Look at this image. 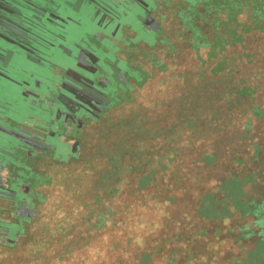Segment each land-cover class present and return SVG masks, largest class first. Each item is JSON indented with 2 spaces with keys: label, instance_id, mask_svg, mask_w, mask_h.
Instances as JSON below:
<instances>
[{
  "label": "rangeland",
  "instance_id": "rangeland-1",
  "mask_svg": "<svg viewBox=\"0 0 264 264\" xmlns=\"http://www.w3.org/2000/svg\"><path fill=\"white\" fill-rule=\"evenodd\" d=\"M58 1L64 6L70 5L75 13H80L82 9L86 10V7L94 5L97 12H101L103 7L109 8L103 6V0ZM108 2L111 3L109 0ZM120 2L119 8H115V12H118L116 15H119L118 24L115 23L112 31L111 27L101 31L96 29L94 36L92 29L86 28V34L76 23L68 26V24L47 21L48 19L45 21L17 19L16 21L22 23L26 31L18 30L22 33L20 36L10 31V25L21 29L17 24H11V21L0 26V264H98L99 262L121 264L123 260L119 258L140 264L144 250L150 251L156 246L154 240L149 239L151 234L153 237L157 233L161 235V230L169 232L174 230L179 235L181 232L182 235L195 232L196 224L190 226L191 223L185 225L176 220L178 224L169 222L167 225L165 216L175 213L181 219L185 208L191 210L196 208V202L202 199L206 190L210 188L215 189L220 198H225V202L231 200V202L228 200V209L233 214L227 212L230 217L220 215L221 217L211 222L200 219V224L204 226L203 228H208V233L202 240H199L194 233L191 241L195 239L197 243L193 245L180 240L169 242L168 245L171 247L182 248L181 262L178 264L183 262L185 264H256L257 256L252 253L245 254V248L256 247L255 239L243 237V233L248 230L243 232L240 229L245 223L251 222L253 216L242 215L243 211L240 209L238 211L232 203L236 194H232L226 186L221 190L218 186L226 176L234 175V172L239 170V166L245 165V170H259L256 176L263 180L259 187L247 185L246 191L252 196L263 194L264 149L256 156L253 145L261 138L259 134L264 130V113L262 115L258 113V116L255 114L256 117L251 118L255 125L254 132L237 126L231 130L222 127L199 128L200 132L194 131L189 135L188 132H181L178 136L170 134L171 130L167 131L170 135L156 133L149 121L152 114L154 115L153 110H156L157 118L172 117L169 114L175 116L177 111L185 114L189 111L197 115L195 107L192 108L195 102L189 103L192 105L190 109L182 100L170 103L173 99L167 97L164 92L165 89L171 88V84L172 86L175 84V80L178 82L177 85L183 80L173 74L174 81L171 82L172 70H188L191 64L185 62L176 67L177 64L166 60L168 57L165 51L166 63L162 60L144 62L147 65L151 64L154 73L139 88L130 76L133 72L128 70V63L117 60L116 54L113 55L112 47L116 52L118 50L114 41H122V50L128 48L133 50L127 43H123L126 41L123 37L131 35L132 42L150 47L158 42L161 28L159 29L153 18V11L149 13L150 8H155L151 0H138L139 5L146 4L148 13L143 12L142 9L138 11L134 6V14L129 12L127 14L126 9H121L125 7H123L124 3ZM124 2L130 4L128 0ZM18 10L16 9L17 12ZM26 12L25 10L24 14ZM148 19L150 21H147ZM109 20L115 18L109 17ZM131 21L135 22L129 23ZM174 21H167L165 27L168 31L182 28L180 25L176 26ZM67 26L69 30H64ZM17 36L22 38V43L19 40L13 41ZM249 37H252L250 43L244 47L249 51L247 56L250 61L253 59V54L258 56L251 65L246 62L236 65L235 71L238 75L235 77L238 79H233V83H238L240 77H247L249 82L257 83L259 91L253 103L261 106L264 112V29L252 33ZM126 39L131 42V38ZM93 44L97 47L95 48ZM103 50L110 52L115 58L113 66L102 63ZM124 80L126 84L132 81L135 85L133 90L139 88L140 92L137 93V89L133 95L134 100H124L120 105H114L115 107L105 111L107 110L105 106L110 107L112 103L121 101L122 93L120 89L114 91V85L119 86ZM207 88L201 87L196 91L202 95L206 93ZM111 89L116 93L115 96H109L113 94ZM250 106H247L248 109ZM241 107L237 106V114L247 113L243 116V120L246 121V115L251 113L244 111V105ZM124 118L130 122H124ZM139 126L143 128L140 129ZM133 133L130 141L129 136ZM125 142L134 144L133 148L138 147L150 152L152 157L150 160L146 159L144 165L159 164L157 169L160 171L155 173L153 170L154 183L146 191L138 192L134 182L131 185L128 183V179L133 178L132 173L127 174V171L123 170L121 175L124 181L121 184V192L114 197L117 198L119 208L116 223L102 229L99 234L101 237L94 239L95 244L66 253L64 249L68 244L63 240L60 219L66 221L75 214V211L70 212L71 207L74 208L73 210L78 206L83 209H97L95 202L92 205L89 203L95 199L100 188L99 179L102 173L98 170L93 172V169L99 167L102 169L106 166L112 168L113 162L108 157L109 150H114L113 147L119 145L120 151L123 148H130L131 145L128 147L123 145ZM11 143L13 145L10 152H13V157L1 159ZM172 149H178L173 164L182 167L181 173L176 176H172L170 170H163L164 167L170 166L168 157ZM206 150L216 152L215 158L212 159L213 164L207 163L208 167L204 164L200 170L194 172L195 167L201 162L198 159ZM120 151H115V154L118 155ZM238 158L244 159L245 164L239 165L237 160L241 159ZM259 159L263 161L262 166L259 165ZM187 166L195 168L194 171L188 173L190 169L188 170ZM22 170L26 174L19 172ZM29 170L38 171L41 175L37 178H42V182L36 181L32 184L36 191L32 195L35 206H32L30 199L27 205L23 201V199L27 200V193L31 195L27 186L22 182L13 183L19 175L29 183L31 181ZM187 170L188 172L185 173ZM231 188L233 191L237 189L235 184ZM54 195L59 199V203L50 200ZM172 196L176 199L174 200ZM140 199L146 203L148 201L149 220H145L142 213L145 207ZM36 206L43 212L36 210ZM218 206L221 207L222 203L220 202ZM20 207H25L27 210L25 215L31 212V217L20 214L18 211ZM54 218H58V221L56 219L55 222ZM91 218L93 220L95 216ZM21 223L26 224L22 233L16 225ZM74 223L77 238H73V243H70L73 248L85 239V230L90 222L76 219ZM232 227H236L235 231L229 230ZM49 229L57 233L56 237L54 234V237L51 236L52 230ZM18 237L20 238L17 241ZM129 238L136 240H132L131 247L125 251L124 246ZM50 240H52L51 244ZM15 241L17 243H14ZM40 251L42 255L36 257V253ZM164 260V257L160 256L152 264H163ZM258 263L264 264V256ZM173 264H176V261Z\"/></svg>",
  "mask_w": 264,
  "mask_h": 264
},
{
  "label": "trees",
  "instance_id": "trees-1",
  "mask_svg": "<svg viewBox=\"0 0 264 264\" xmlns=\"http://www.w3.org/2000/svg\"><path fill=\"white\" fill-rule=\"evenodd\" d=\"M151 1L155 8H150L149 13L151 14L152 11H154L153 18H155L159 29L161 28L158 42L150 47L141 43H135V45L133 44V50L121 49V51L119 50V54L115 55L113 53V55H115L117 60L120 59L121 61L128 63V70L132 71L133 74L135 73L136 75L130 74V76L133 78L135 84L139 85V88L144 84L145 80H147L154 73V71L151 70V64L147 65V63L144 64V62L150 60L152 63V61L155 62L162 60L166 63L164 61L165 51L167 52L166 56L168 57L166 60L168 59V62L177 64L176 67L185 62L191 64V68L188 70L171 69L173 71L170 73L171 82L174 81V78H172L173 74L183 80L179 85H177L178 82L175 80V84L173 86L171 84V88L165 89L164 92L167 97L173 99L170 103H174V101L180 102L182 100L184 103H187V106L190 109L192 105H189V103L195 102L196 104H194L192 108L195 107V113H197V115H195L193 112L189 111L186 114L177 111V116L169 114L172 115V117L164 116L162 118L159 116V118H157L155 115L156 110H153L154 115L152 114V118L149 121L152 123L153 129L156 130V133L168 134L167 131L171 130L172 133L170 134L178 136L181 132H188L189 135L190 133H194V131H199V128L212 129L215 127H222L226 130H231L232 128L239 126L247 131L250 128H255L254 122L251 118L253 116L256 117L255 114L258 116V113H260L259 115L262 113L260 111L261 106L253 103L255 95H257L259 91V86L257 83L249 82L247 77H240L238 83H233V79H238L235 77L238 75V72L235 71L237 64L246 62L248 65H251L254 63L253 60L258 56L253 54V59L250 61V58L248 57L249 55L247 54L249 51L244 47L247 43H250L252 37L249 36H251L252 33H258L264 29V0ZM140 8L145 11V13H148V8ZM168 20H175L174 22H176V26L180 25L183 29L178 28L174 31H168L165 27ZM147 21H150V19ZM96 47L97 46L95 45V48ZM239 47L241 49H239ZM113 55H111L110 52L103 50L101 58L103 59L102 63H108V65L113 66V64H115V58ZM111 58H113V60ZM125 80L127 79L125 78ZM125 80L119 86L117 84L114 85V91H118L120 89L122 93V97L120 99L121 101L117 102L119 105L124 100H134L135 98L133 95L136 93L137 89V93L140 92L139 88L133 90L135 85L132 81L127 82L126 84ZM212 84L216 86V88H213L214 86H212ZM201 87H208L206 93H203L202 95L196 91ZM111 92L113 94H109V96L116 95L112 89ZM200 95L201 99L199 98ZM117 103L114 102L110 106ZM160 103L162 104V102ZM241 105H244V111H250L251 113L246 115V121L243 120V116L247 113L244 112L237 114L238 110L236 108L237 106L241 107ZM248 105L253 106L252 108L250 106L248 109ZM105 107L108 108L109 106L107 105ZM239 115L242 116L241 121ZM124 119V122H130V120H127L126 118ZM139 128L142 129L143 127L139 126ZM133 135L134 133L129 136L130 141L132 140ZM126 137L124 138L125 140ZM123 145L125 147L131 145V147L127 149L123 148L121 151L120 145L113 147L115 151H120L118 155L115 154L116 152L113 149L109 150L108 157L109 160L113 162L112 168L106 166V168L104 167L102 169L100 167L93 169V172L98 170L102 173L100 178L101 180L98 178L101 182L100 188L96 193L95 199L89 203L92 205L95 202V207L97 209H83L78 206L76 210H73L74 208L71 207L70 212L73 213L75 211L76 215H71L66 221L60 219L62 223L61 233L63 234V240L69 245H66L64 249L66 253L73 252L76 248L95 244L94 239H99L101 237L99 235L100 231L106 226L116 223L119 208L117 198L114 197L121 192V184L124 181V177L121 175L123 170L127 171V174L132 173L133 178L130 180L128 179V183L131 185L134 182V187L136 186L135 188L138 192L146 191L154 183V172L157 173L160 170L157 169L159 166L158 163L157 166H153L151 164L144 165V161H146V159L150 160L152 157L150 152L141 150L138 147L133 148L135 145L128 144L127 142L123 143ZM178 149L170 150L171 155L168 157L170 166L163 168L164 171L170 170V174L172 176H176L181 173L182 169L179 165L173 164L176 157L175 154L178 152ZM259 153L260 152H256V155ZM215 156V151L206 150L205 153L201 155L202 158L200 157L198 159L201 160V162L197 165V167H195L196 169L194 168L195 171L191 168L192 166H190V168L187 166L190 171L188 172L187 170L185 173L193 171L196 172L198 169L200 170L204 164L208 167L206 165L207 163L212 165V159L215 158ZM238 159H241L237 160L239 165L242 163L245 164L244 159ZM258 161L260 162L259 165L261 164L262 166L263 161H260V159ZM244 168L245 165L239 166V170L234 172V175L232 174L231 176H226L223 180H221L218 187L221 190L224 186H226L232 194H236L235 198L233 197L234 199H232V203L237 210L240 209L243 211L242 215L253 216L252 221L247 224L245 223L240 227V229L243 232L248 230L243 233V237H254L256 247L252 249L246 248L245 254H254L258 257L255 260L256 264H260L258 262L262 260L264 256V189L261 196L260 194L259 196H252L245 188L249 184L259 187L262 185L263 180L259 176H256L260 172L259 170L252 169V171H249ZM25 172H27V170H25ZM20 182L26 185L27 188L29 187V185H27L29 183H27V181L19 175L13 183L19 184ZM234 184L237 188L236 191H233L231 188ZM27 195L26 197L29 198L30 194L27 193ZM173 197L174 196H172V198ZM173 199L175 200L176 198ZM50 200L53 203L60 202L55 195L52 196ZM228 200L231 202L230 199ZM228 200L225 202V198H220V196L216 194L215 189L213 190V188H210L206 190L202 199L196 202V208L193 210L185 208L182 212L184 213V216L180 217L181 219H179L175 213L167 214L165 216L168 222L167 225H169V222L173 224L181 222L185 225H189L191 223L190 226H195L196 224L197 228L195 229V232H192L191 234L183 233L182 235V232L180 231L181 233L179 235L176 234L174 230H171L172 232H169L168 230H161V235L157 233V235L153 237L151 234L149 239L154 240L156 246H154V249L150 251L144 250V255L142 256L140 264H152V262L160 256L165 259L163 264H173L175 261L176 264L181 262L182 248L180 246L171 247V245L168 244L172 241L180 240L182 242H190L193 245L195 242L197 243L195 239L191 241L194 233L196 237H199V240H202L204 238L203 236L208 233V228H203L204 226L200 224V219L211 222L218 217H221L220 215L230 217L227 212L231 215L233 212L228 209ZM139 201L142 202L141 204L145 207L142 211L145 216V220H149L150 216L148 212L150 208L148 201L147 203L141 199ZM220 202L224 207L218 206ZM153 204L155 205V203ZM187 204L189 205V203ZM38 209L39 208L36 206V210ZM226 209H228V211ZM97 210L98 212L100 211L99 215ZM38 211L41 213L43 212L42 209ZM92 216H95V219L92 220ZM56 219L58 221V218H54L55 222ZM76 219L81 222L89 221L90 224L85 230V239H83L78 246L73 248L71 245L73 243L72 239L77 238L74 223ZM152 219L156 222L154 217ZM18 227L21 229L20 233L25 231V226L18 225ZM235 229L236 227H232L229 230L235 231ZM164 232L166 234H164ZM162 233L164 234V237L162 236ZM51 234V236H53V234L55 236L57 233L52 230ZM19 238L20 237H18L17 240ZM128 240L129 241H127L124 246L125 251L131 247L130 243L133 242L132 240H134V238H129ZM165 242L167 243L164 245ZM51 243L52 240H50V244ZM137 250H139L138 246ZM36 255V257H40V255H42L41 251L40 253L37 252ZM119 260H123L121 261V264H133L134 262L133 260L127 259V263L123 258H119ZM98 264H102V262H99ZM183 264H185V262H183Z\"/></svg>",
  "mask_w": 264,
  "mask_h": 264
},
{
  "label": "water",
  "instance_id": "water-1",
  "mask_svg": "<svg viewBox=\"0 0 264 264\" xmlns=\"http://www.w3.org/2000/svg\"><path fill=\"white\" fill-rule=\"evenodd\" d=\"M0 1L2 2L0 4V8H1L0 9V26L4 25L5 22L9 23V21H11V24H17L21 29L14 28L11 25L9 27L12 33L15 32V34L19 36L22 33L18 30H22V32L25 30L22 27L23 26L22 23L19 22L21 18L24 19L25 21L26 20L27 21L28 20H31V21L32 20H44L45 21V19H48L47 21L56 22L57 24H68V26L71 23L73 24L76 23L79 26V28L83 30L82 32H86V34H87L86 28H88L89 30L92 29L93 33L96 29H99L101 31L103 29L107 30L109 27H111L110 30L112 31L114 26L116 25L115 23L118 24L117 20L119 19V15H116L118 12L117 11L115 12V8L117 7L119 8L120 0H117V1L109 0L111 2L110 4L108 0H103L104 2L103 6H107L109 8L103 7L101 12H97L96 6L94 5V6L86 7V10L82 9L80 13L73 12L70 5L64 6L61 4L62 2L58 0L56 1L55 0H0ZM92 1H95V0H92ZM124 1L125 0H121V2L124 3L123 7L125 8H121V9H126L127 14L128 12L134 14V6H135V9H137L138 11L139 9H141L140 7L144 8L146 6V4H143V3H140L139 5L138 0H128L130 4ZM16 9H19L18 12L16 11ZM25 10L27 12L24 14ZM98 13H99V16H97ZM109 17H114L115 20L111 21L109 20ZM17 19H19V21H16ZM133 22L135 21H131L129 23H133ZM68 26L64 30H69ZM95 34L96 33H94L93 36ZM19 36H17V38H15V40L13 41L18 42L19 40V42L22 43V38ZM90 39L92 38L90 37ZM94 39H96V37H94ZM93 46L95 47V44H93ZM12 145L13 144L11 143L10 147H8L6 152L3 153L4 155L1 159L3 158L8 159L10 157H13L12 156L13 152H10V150L12 149L11 148Z\"/></svg>",
  "mask_w": 264,
  "mask_h": 264
},
{
  "label": "flooded vegetation",
  "instance_id": "flooded-vegetation-1",
  "mask_svg": "<svg viewBox=\"0 0 264 264\" xmlns=\"http://www.w3.org/2000/svg\"><path fill=\"white\" fill-rule=\"evenodd\" d=\"M154 12V11H153ZM126 38H131V42H128V39H126ZM132 38H133V36H131V35H127V36H125L123 39L124 40H126L125 42H123V43H127V45L130 47V48H134V46H133V44L135 45V43L134 42H132ZM114 45H115V47L118 49L117 50V52H116V50L112 47V50H113V52H114V54H119V50L121 49V45H122V41H114ZM156 44V43H155ZM135 49H137V48H135ZM128 50H129V48H128ZM117 104H119V103H117ZM117 104H114V105H117ZM114 105H112V106H110V107H108L107 108V110H105V111H108L109 109H112L113 107H115ZM103 113H105V112H103ZM95 117H97V116H95ZM92 118H94V116L92 117ZM21 170V169H20ZM23 171V172H22ZM22 171H19L20 173H22V174H26L25 172H24V170H22ZM30 180L31 181H29V183H31V184H29V190L31 191V195H29V198H27V200L26 199H23V201H24V203H26L25 205H27L28 204V200L30 199L31 200V202H32V206L35 204V202H34V199H33V194H35V189H34V187H32V184H34L36 181H40V182H42V178H37L39 175H41V173H39L38 171H33V170H30ZM32 176V177H31ZM43 177H45L44 175H42ZM39 195H41L42 196V194H39ZM38 195V196H39ZM28 201V202H27ZM35 206V205H34ZM33 208V207H32ZM19 210V212L20 213H22L25 217H31V215H32V213L30 212V214L28 213V215H25L26 213H27V210L25 209V207H20V208H18ZM16 222V221H15ZM11 225V224H10ZM16 225H19V224H16ZM20 225H22V226H26V224H23V223H21ZM8 227V226H7ZM18 241V240H17ZM14 243H17L16 241L14 242ZM245 251H246V248H245Z\"/></svg>",
  "mask_w": 264,
  "mask_h": 264
},
{
  "label": "crops",
  "instance_id": "crops-1",
  "mask_svg": "<svg viewBox=\"0 0 264 264\" xmlns=\"http://www.w3.org/2000/svg\"><path fill=\"white\" fill-rule=\"evenodd\" d=\"M262 113H261V115L263 114V110L261 109L260 110ZM254 128H250V130L249 131H253L254 132ZM260 133V132H259ZM259 136H261V138L260 139H258V141H256L255 143H254V145H253V150H254V152H255V154L254 155H256V152H262L263 151V149H264V130H262L261 131V133L259 134ZM262 138H263V140H262ZM257 156V155H256ZM260 158H261V156H260ZM263 163V162H262Z\"/></svg>",
  "mask_w": 264,
  "mask_h": 264
}]
</instances>
